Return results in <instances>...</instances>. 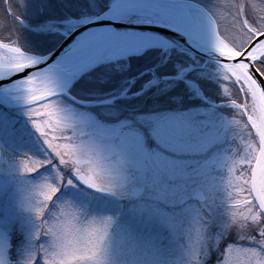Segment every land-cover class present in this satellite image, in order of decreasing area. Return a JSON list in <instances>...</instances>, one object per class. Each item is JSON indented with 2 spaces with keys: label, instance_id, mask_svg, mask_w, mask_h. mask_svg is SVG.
Here are the masks:
<instances>
[{
  "label": "snow or ice",
  "instance_id": "1",
  "mask_svg": "<svg viewBox=\"0 0 264 264\" xmlns=\"http://www.w3.org/2000/svg\"><path fill=\"white\" fill-rule=\"evenodd\" d=\"M0 13V264H264V0Z\"/></svg>",
  "mask_w": 264,
  "mask_h": 264
},
{
  "label": "rangeland",
  "instance_id": "2",
  "mask_svg": "<svg viewBox=\"0 0 264 264\" xmlns=\"http://www.w3.org/2000/svg\"><path fill=\"white\" fill-rule=\"evenodd\" d=\"M0 15H2V13H0Z\"/></svg>",
  "mask_w": 264,
  "mask_h": 264
}]
</instances>
